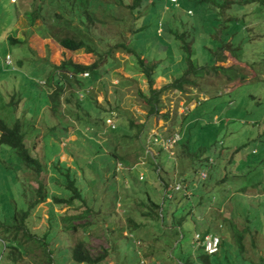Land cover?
Listing matches in <instances>:
<instances>
[{"label": "rangeland", "instance_id": "obj_1", "mask_svg": "<svg viewBox=\"0 0 264 264\" xmlns=\"http://www.w3.org/2000/svg\"><path fill=\"white\" fill-rule=\"evenodd\" d=\"M135 1L97 0L96 8L92 7L93 24L86 25L82 23V19L86 20L85 9L67 7L62 0H0V115L8 126L18 119L22 122L29 136L25 140L29 150L34 156L46 159L48 168V172L37 176L35 169L22 166L11 150L0 148V264H46L42 262L45 257L42 240L27 238L21 230L16 233L8 229L18 207L23 209L39 200L40 186L48 198L32 206L31 227L41 238L51 230V224L55 225L47 237V249L54 250L52 264H79L71 258L70 250L80 241L94 257L108 252L101 264H181L179 252L184 250L185 255H194L198 248L195 235L207 228L219 234L230 248L231 261L224 264H238L235 257L239 252L238 232L243 236V260L259 264L264 258V18L242 15L236 19L234 30L236 27L242 30L239 38L228 37L226 31L228 38L223 48L235 49L239 60L224 49L216 63L221 52L219 36L214 34V39L207 41L192 34L193 59L206 70L188 75L176 69L182 62L177 57L185 52L184 42L177 37L188 21L195 22L188 14L190 8L195 9L194 5L189 2L177 7L167 0ZM30 15L41 19L31 26ZM158 26L165 30L163 35H159ZM231 28L230 24L228 29ZM135 30H140L141 41L153 39L160 49L138 44ZM198 31L200 36L205 30L199 27ZM65 37H94L95 43L108 40L110 47L125 42L139 56L113 50L111 59L107 51L112 49L104 43H99L98 50L102 52L99 56L86 53L85 49L70 51L57 42ZM11 38L21 42L14 43ZM173 41L181 48H174L175 55L172 53L173 58L168 59L173 64L161 65V76L154 74L150 84L144 73L150 56H158L154 52H159L160 57L165 54L162 50L168 54ZM168 57H160L158 61ZM68 60L97 67L98 78L86 91L91 90V103L87 101L86 110L92 117L78 107L80 100L76 98H71L72 107L66 109L63 98L70 97L69 90L62 96L61 108L52 114L48 84H54L47 71H54L53 65L60 66ZM158 61L154 59L150 65ZM183 62L181 65L189 69L186 61ZM214 65L223 69L206 68ZM181 75L201 81L196 87L190 85L185 93L176 92L169 86ZM159 91L161 94L156 95ZM156 96L160 111L151 113L148 98ZM89 119L98 127L102 124L103 130L93 131L86 124ZM131 120L140 128L129 127ZM114 122L120 127V136L125 138L114 141L113 136L104 137ZM61 130L68 132L67 138L59 137ZM93 132L96 138L91 136ZM177 132L183 141L179 138L177 145L164 147V151L152 143L155 134ZM102 139L117 145L114 155L117 158L114 160L109 155L108 161L90 155L79 163L82 166L86 160L102 167V178L95 181L85 176L77 165L82 155L77 142L102 145ZM57 160L75 174L79 188L84 191L85 203L74 202L63 208L53 205L52 196L60 194L56 186L62 180V175L52 170ZM86 173L91 174L89 167ZM161 179L169 184L167 189L163 188ZM229 180L228 187H224ZM177 185L189 186L186 198L200 185L203 190L183 206L179 203L180 210L172 214L171 202L164 203V198L172 199ZM214 190L224 191L214 196ZM146 195L162 206L165 228L185 218L178 242L173 244L166 234L157 232L152 222L153 226L131 232L134 223L149 224L140 216L143 210L140 200H145ZM235 195L241 198L232 199ZM215 218L232 221L236 229ZM15 235H18L17 243L23 245L11 244L9 237ZM178 243L182 247H176ZM164 245L168 249L172 246L171 250L162 251Z\"/></svg>", "mask_w": 264, "mask_h": 264}, {"label": "trees", "instance_id": "obj_2", "mask_svg": "<svg viewBox=\"0 0 264 264\" xmlns=\"http://www.w3.org/2000/svg\"><path fill=\"white\" fill-rule=\"evenodd\" d=\"M63 1V5L65 6H69V7H78L79 9L82 8L84 10V14L86 16V20L84 21L82 19V23H85L86 25H88L90 22L93 24L94 21V10L92 9V7L96 8V3L97 0H81V2L79 0H62ZM138 0H136L135 2H137ZM191 2L194 5V8H190L189 10L193 11L194 15H190L191 17H193L195 19V22H189L186 23V26L183 30V33H181L177 39L181 40L182 42H184L185 46L183 45V48L185 49L184 53H181V55L179 57H177V59H182V62L179 64L180 66H178L176 69L178 71H184L187 72L188 75L190 74H196L200 71H204L206 70L205 67L200 66V65H196L195 60L193 59L194 57V51L193 48L191 46V35L195 34L196 37H201L207 41L214 39V37H212L214 34H217L219 36L220 39V44H221V52L219 53L218 57L216 58V63L218 62V58L222 57V51L225 49L223 48L224 46V40H226L229 36H236L237 38L238 35L242 34V30L239 27H236V29L234 30V27L237 25L236 24V19L240 18L242 15H244L243 17L246 16H250V15H254L255 19L262 17L264 18V0H179V6H181L183 3H189ZM169 4H172L171 2H169ZM173 5V4H172ZM177 6V7H179ZM216 8V9H215ZM230 12V15H229ZM35 14V12H34ZM259 16V17H258ZM30 21L29 24L31 26L34 25V23L36 22V20H40L41 18L38 15L32 16L30 15ZM44 21V20H43ZM44 23L46 24L47 21ZM223 23V24H222ZM92 24L90 26H92ZM230 24L232 25L231 29H228ZM47 25V24H46ZM203 28V30H205L203 33V35L200 34V36H197V34L199 33L198 28ZM221 28V29H220ZM87 30H90V27L87 28ZM143 30H145V27H143ZM160 30V27L158 26L157 31ZM162 33L159 35H163L165 30L161 29ZM226 31H228L226 33ZM225 33L226 35H228L227 38H225ZM220 34H222L221 38H220ZM134 37L138 42V44H142V45H150V49H154V48H159L161 46H159V43H155V41L153 39L150 40H146V41H141V34H140V30H135L134 32ZM12 42H21L15 39H10ZM57 41V40H56ZM141 41V42H140ZM63 48H67L70 51H77L80 49H85L86 53H92V54H96V55H100L102 52H99V43H104L105 46H107L108 48L112 49V50H108L107 51V56L111 58V54H113V50H118V51H125L128 54H134V55H138V52L135 49H131L125 42H119L117 43L115 46H109L110 42L108 40H103L100 39L99 42L95 43V38H88V39H79V38H75V37H65L62 39H58L57 41ZM147 43V44H146ZM247 43V42H246ZM163 44V43H162ZM171 46L170 50L168 51L169 53L166 54V52L164 50H162V54L160 57H165L166 55H168L169 57L165 60V61H158L160 60L159 57V52H154L155 54H158V56L155 55H151L150 59L148 60L149 65L145 67L144 69V73L145 75H147V77L150 78V84L153 83V76L154 74L156 75H160L161 76V71H160V66H170L173 64V62H168V59L173 58L172 53L175 55L174 52V48H177L178 50H180V46L178 42L173 41V43L169 44ZM159 46V47H158ZM206 48V46H205ZM207 48H209L207 46ZM138 50V47H137ZM238 50V49H237ZM224 51H229L230 53L232 52L233 56H236V50L231 48V49H225ZM210 55V54H208ZM214 57V56H213ZM113 59V58H111ZM156 59L158 61V63H155L154 65H150V63ZM238 59V58H237ZM139 60V57H138ZM183 60L186 61L187 66H189V69H186L185 67H183L181 64L184 63ZM239 60V59H238ZM139 63H141L142 66H145V63L143 60H140ZM215 63V65H216ZM12 65V64H11ZM212 66V67H206L210 69H213L214 71H218V70H222V67H216V66ZM200 68H199V67ZM15 67V66H14ZM108 65H105V68H107ZM52 68L54 69V71L52 70H48L47 72L49 73L50 77L52 76V84L54 85H50L48 84V86H50L49 88V92L48 93V97H49V101H50V108L52 111V114H56V112H58V110L61 108L62 103V96L65 93V91L71 92L70 97H66L63 98V102L66 105V109L69 107H72V101L71 98H76L77 100V105L79 108H82L84 110H86V106H87V101H89V103H91L89 96L90 93H86L84 98L81 99L79 96L78 90H75L78 87H81L83 91H86L87 89H89V87L94 83V80H97L98 78V71H97V67L94 65H82V64H76L74 63L72 60H68V61H64L60 66H55L53 65ZM175 69V66L173 67ZM85 72H89L90 75H92V78H80L79 75ZM210 73V71H209ZM99 74V73H98ZM184 75V74H183ZM183 75H181L180 78H177L175 80V82L173 83V85L171 84L169 87H171L172 89L177 90L176 92H182L185 93V91H188V87L190 85H192L193 87H196L197 82H200V79H195L193 78L192 80L189 77H183ZM51 79V78H50ZM50 83V82H49ZM77 85V86H75ZM166 91V88L164 89V92ZM162 91L156 92L157 94H161ZM158 96H156L154 99L152 98H148L149 101V106H150V112L151 113H159L160 108H159V100L157 99ZM87 111V110H86ZM87 113L89 114V117H92L90 111H87ZM54 114V115H55ZM78 120L79 117H76ZM82 119V118H81ZM82 125H84L82 122H80ZM116 123V122H115ZM86 124H88L90 126V128H92L93 131L99 133L103 130L102 128V124L100 127H98L99 125L97 124V126L92 123L89 120H87ZM137 123L134 121H130V126L131 128L135 127L140 128V126L136 125ZM24 126L22 124V122L18 119L12 126H8V124L4 121L3 117L0 115V148H8L9 150L12 151V153H14L23 164H26L28 166V168H33L35 169V172L37 174V176H39L42 172H48V168H47V161L46 159L41 158L40 156L36 157L34 156L33 151L28 148V145L26 143V139L29 137L28 133H26L23 129ZM99 128V130H95V128ZM142 127H144L142 125ZM191 127V126H190ZM189 127V129H190ZM109 132H106L104 137H108L109 139H111V136H113L114 141L118 140L119 138L123 137L120 136L119 132L120 127L118 126V124H115L114 127H109ZM67 129V128H65ZM123 131V130H122ZM62 137L67 138L68 137V132L65 130H61L60 131ZM91 136H93V138H96V134L90 133ZM133 138V137H131ZM103 140V144H90L88 143L87 145H83L80 142H77L79 148H81V152L82 155L80 158H78V166L80 167V169L83 171L85 176H88V178H93L95 181L97 180H101L102 178V173H101V169L102 167H99V165L97 163L93 164H88L85 160V164L80 166L79 163L81 162V160H83L86 156H90L92 155L94 158L96 156H101L102 159H106L108 160V156L111 155V157L117 158V156H114L117 152V145H113V143H111L109 140L106 142ZM181 141H183L181 139ZM91 158V157H89ZM115 160V159H114ZM109 161V160H108ZM62 162H59V160H57V164L54 166L53 165V171L54 169L57 170V172L60 173V175H62V180L61 182H59V185L56 186V188L59 190L60 194H56L52 196V203L55 206H58L60 208H63L65 206H68L74 202H78V203H85V198H84V191L82 189L79 188L78 186V179L75 177V174L71 173L70 168H66V164H64L63 166H61ZM86 167H89V169L91 170V174H87L86 173ZM87 174V175H86ZM160 175V174H159ZM160 177V176H159ZM228 177V176H227ZM161 178V177H160ZM230 178V177H228ZM205 180V179H203ZM162 182V186L163 188H168L169 184H167L163 179H161ZM227 184L224 187H228L227 185H229L230 180L228 182H226ZM202 185H200V188H196L194 194L190 197V198H186L185 194L187 192V190H189V186H185L184 190H182L181 192H174L173 191V198L169 199L168 197L164 198V203L167 202H171L172 208H170L169 212L174 214L176 211L180 210L181 206L184 205V203L188 202V201H192L193 197L198 196L197 193L201 190H203V188H201ZM214 189H216V187H214ZM245 189V188H243ZM44 190V188H43ZM42 190V187H39V191L37 192V194L40 195L39 200H35L34 203H31V205L29 207H25L23 209H21L20 207H18L16 210V214L14 217V222L12 224V226H9L8 229H13L16 231V233H18L20 230L24 232V235L27 238H38L40 240H42V242H44L43 244H41L42 248L44 249L43 253H44V258L42 259V262L45 261V263L47 264H52L53 263V252L54 250H49L47 249L48 247V242H47V237L50 236L52 233L51 231L55 228V225L51 224V230H47V232H45L41 238L40 237V233H36L32 230L33 227V221L31 218V209L32 206L37 205L38 203H41L42 201H44L46 198H48V195L45 194ZM219 190V189H218ZM169 191V190H168ZM224 190H220V191H216L214 190V196L219 195L223 192ZM226 191V190H225ZM239 191V190H236ZM235 191V192H236ZM238 193V192H236ZM175 194H177L175 196ZM176 198H179V202L176 203L175 200ZM233 198L236 199H240L241 196L239 195H235ZM203 200V198H202ZM140 207L142 206L143 210L140 213L141 217H144L145 219H147L149 221V224L147 225H140L139 223H134L133 228L131 229L132 233H137L138 231L141 230V228H145V227H149L152 224H150V222L155 223V225L157 226V232H162L164 234H166V236H168V238H170L171 240H173V244L178 242L179 237H180V232L179 229L181 230L183 227V221L185 220L184 217H182L176 224H174L173 227H168L165 228L164 225V221H165V214L164 211L161 212V208L162 206L160 204H158L157 202L154 201L153 198H151L150 196L146 195V199L145 200H140ZM202 202V201H201ZM200 202V203H201ZM179 203H181L180 208H178ZM25 206V205H23ZM19 212H22L21 215H18ZM215 220L221 221L219 220V218H215ZM221 223H229V228L232 230H235L236 227L235 225L232 223V221H227L226 218H224ZM32 226V227H31ZM153 226V225H152ZM228 226V225H227ZM166 229V230H165ZM10 231V230H9ZM9 231L7 230V232L9 233ZM213 230H211V228H207L202 235L206 236L208 234H212ZM216 234V233H213ZM219 235V234H216ZM238 238H237V243L239 245V252H236V261H238V264H249L246 263L245 260H243L242 258V252L244 251V245L242 243L243 240V236L241 232H238ZM57 231H56V237H57ZM55 237V238H56ZM9 240L11 241V244L16 245V246H20L23 245L22 243H17V241H19L18 239V235H15L13 238L9 237ZM52 241V240H51ZM169 244V241L167 240L165 245L167 246ZM164 245L163 250L162 251H166V250H171L170 248H172V246L166 247ZM16 246H8L7 248L10 249H14L17 247ZM182 247L180 245V243L177 244L176 247ZM228 244L225 243L224 240L221 241V246H220V251L215 254V255H210L207 254L204 249L202 247H198L195 249L194 255H185L184 254V250H181V252H179L182 254L179 258V262L181 264H224V261H231V257L229 254V249L227 247ZM196 247V246H195ZM9 249V250H10ZM71 254H72V259L73 261H75V263H79V264H101L102 261L105 260L106 256L108 255V252L106 251L105 254L103 255H99L97 257L92 256V254L85 248V243L83 241L78 242V244H76L75 246L72 247V249L70 250ZM220 253V254H219ZM11 255V253H10ZM14 255V253L12 254V256ZM39 263V262H38ZM259 264H264V258L262 259V261Z\"/></svg>", "mask_w": 264, "mask_h": 264}, {"label": "built area", "instance_id": "obj_3", "mask_svg": "<svg viewBox=\"0 0 264 264\" xmlns=\"http://www.w3.org/2000/svg\"><path fill=\"white\" fill-rule=\"evenodd\" d=\"M80 97H83V94H81ZM179 138L181 140L180 134L175 133V134L170 135V136H163L160 134H155L154 136H152L151 139H152L153 144L161 146L162 149L165 150L164 147H168V146L173 147V146L177 145L178 144L177 140ZM173 189H174L173 190L174 192H179V191L184 190V188L181 187L180 185H177L176 187L174 186ZM221 241H222V239L219 235L208 234L206 236H203L200 233H197L195 235L196 247H199V248L202 247L204 249V251L210 255H215L220 251Z\"/></svg>", "mask_w": 264, "mask_h": 264}, {"label": "clouds", "instance_id": "obj_4", "mask_svg": "<svg viewBox=\"0 0 264 264\" xmlns=\"http://www.w3.org/2000/svg\"><path fill=\"white\" fill-rule=\"evenodd\" d=\"M167 2L169 3V2H171L173 5H175V6H179V0H167ZM188 14L189 15H194L193 14V11H191V10H188ZM161 30V29H160ZM161 33H162V30H161ZM10 62V61H9ZM79 77L80 78H86V77H90V73L89 72H85V73H82V74H80L79 75ZM87 91V90H86ZM86 91H83V90H81V91H78L77 93H79V96L81 95V94H83V97H80L81 99H83L84 98V96H85V94H86ZM88 93H91V90L88 92ZM114 118V117H113ZM116 123L114 122L113 123V125H112V127L115 125ZM178 133V132H177ZM163 136H170L171 134H165V133H163L162 134ZM181 136V135H180ZM152 138V137H151ZM181 139H182V136H181ZM152 140V139H151ZM150 140V141H151ZM181 141V140H180ZM155 145V144H154ZM159 149H161L162 151H164L163 149H162V147L161 146H159ZM204 171V170H203ZM202 171V172H203ZM203 180V179H202ZM222 239V238H221Z\"/></svg>", "mask_w": 264, "mask_h": 264}, {"label": "crops", "instance_id": "obj_5", "mask_svg": "<svg viewBox=\"0 0 264 264\" xmlns=\"http://www.w3.org/2000/svg\"><path fill=\"white\" fill-rule=\"evenodd\" d=\"M11 28H12V27H11ZM11 28H10V29H11ZM7 31H8V30H7ZM8 32H9V31H8ZM7 77H11V76H10V75H7ZM13 77H14V76H13ZM7 103L9 104V102H7Z\"/></svg>", "mask_w": 264, "mask_h": 264}]
</instances>
